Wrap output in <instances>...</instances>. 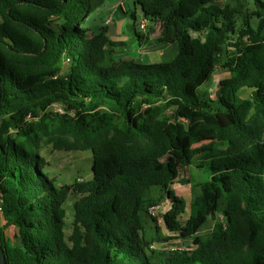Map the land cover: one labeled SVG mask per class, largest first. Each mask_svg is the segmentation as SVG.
<instances>
[{
    "label": "trees",
    "instance_id": "1",
    "mask_svg": "<svg viewBox=\"0 0 264 264\" xmlns=\"http://www.w3.org/2000/svg\"><path fill=\"white\" fill-rule=\"evenodd\" d=\"M106 2L0 0L5 263L264 264V0H133L143 20L160 26L156 37L136 33L139 45L178 47L170 62L149 64L107 62V48L124 44L108 25L94 24ZM132 18L136 23L135 11ZM218 67L229 77L212 98L200 88ZM243 88L252 95L241 97ZM55 103L68 112H49ZM171 106L174 120L162 116ZM208 140L210 146L194 150ZM50 144L91 151L92 177L72 184L51 177L39 151ZM195 159L207 166V180L194 177ZM174 183L191 187L185 223L188 202ZM165 198L172 206L164 220L174 236H163L149 212ZM211 218L212 232L199 235ZM187 238L193 246L166 244Z\"/></svg>",
    "mask_w": 264,
    "mask_h": 264
},
{
    "label": "rangeland",
    "instance_id": "2",
    "mask_svg": "<svg viewBox=\"0 0 264 264\" xmlns=\"http://www.w3.org/2000/svg\"><path fill=\"white\" fill-rule=\"evenodd\" d=\"M118 0H107L104 7H107L110 3ZM125 2V8L128 10L125 14L119 17L117 21V25L112 23H107V19L110 18L108 14L103 15L102 9H98L92 16L94 20V24L97 26L108 25L109 26V34L113 38L114 41L123 43L124 45L121 46H109L107 48L108 52V63H117L121 60H130L136 63H156V62H170L176 55L177 45H171L172 50L175 51L173 56L172 55H163V51H159L156 48L157 46H140L139 45V38L136 35H147V33H152V37H156L160 33V26L158 23H151L147 20L146 29L141 27V22L143 21L142 17V10L138 6L135 8L133 4V0H121ZM219 3L223 2V0H218ZM227 1H224L225 4ZM246 12L251 13L254 9L253 4L249 1V4L245 8ZM135 11L137 15V22L135 23L134 19L132 18V12ZM257 22V18L255 16L252 17V23L255 25ZM158 50V51H157ZM166 54V53H165ZM62 68L64 72H67L70 68V62L66 60L62 61ZM229 76V72L225 71L218 67L213 77L210 79L209 82L205 83L201 86L200 91L207 92L212 98H217L220 94V80ZM239 95L243 98L250 97L252 95V89L243 88L239 91ZM175 106H171L163 112L162 116H166L171 120H174L175 116ZM49 112L54 113L55 115H60L63 113L68 112L66 106L62 103H55L49 108ZM34 120L32 118H28L27 123L33 124ZM212 143L211 140L200 142L194 145L195 151H201L204 147L210 146ZM40 154L49 162L50 165L46 167L49 171L50 176L56 178L57 181L60 183L72 184L75 180L83 181L90 179L92 177V152L87 151H66V150H56L53 146L50 145H43V147L39 150ZM199 159H195V163L191 166V171L194 174V177L197 180L205 181L208 179L207 174V166L200 167L198 163ZM171 187L176 191V193L185 198L188 202L187 211L181 216V220L183 223L187 221L190 215V207L189 203L191 200V187L190 185H183L180 183H174ZM76 199L75 194H70L68 200L65 204L66 208V226L65 231L66 234L69 235L72 231V223L74 219V200ZM159 206V218L158 224L161 227L162 235L163 236H174V234L170 233L167 230V226L164 220V214L166 211L172 206L168 198H165L160 204L155 205ZM1 214V213H0ZM221 217V216H220ZM2 218V214H1ZM146 218L148 221L147 229L149 230V234L151 233L152 229L151 226L154 225L151 218L148 214H146ZM222 218V217H221ZM216 220L209 219V221L200 229L199 235H208L212 232L214 224ZM16 230L13 228L7 229V234L11 237H15ZM175 236H179L178 234ZM170 243H182L183 246H193V239H178L173 240L171 242H167L166 244ZM172 245V244H171Z\"/></svg>",
    "mask_w": 264,
    "mask_h": 264
},
{
    "label": "crops",
    "instance_id": "3",
    "mask_svg": "<svg viewBox=\"0 0 264 264\" xmlns=\"http://www.w3.org/2000/svg\"><path fill=\"white\" fill-rule=\"evenodd\" d=\"M102 8H103L102 9V14L103 15L108 14L109 17L112 16V21L110 23L115 24V25L118 24L116 20L128 11L125 8V2L121 1V0L114 1L113 3H110L107 7L103 6ZM173 44H176V43L160 44V45H154V46L159 47V48H156V49H158L159 51L161 50V53L163 51V53H164L163 55H172L173 56V54L175 52V51L172 50V47H171V45H173ZM177 52H178V47H177L176 55H177ZM227 77H229V76H227ZM0 219H2L1 218V214H0Z\"/></svg>",
    "mask_w": 264,
    "mask_h": 264
},
{
    "label": "built area",
    "instance_id": "4",
    "mask_svg": "<svg viewBox=\"0 0 264 264\" xmlns=\"http://www.w3.org/2000/svg\"><path fill=\"white\" fill-rule=\"evenodd\" d=\"M224 1H227V0H223ZM223 2H221L223 4ZM112 21V16H110V18L108 19L107 23H110ZM146 26H147V22L146 20H143L141 22V27L146 29ZM67 62H69V59H66ZM159 206H151L149 208V212L151 215L155 216L157 219L159 218V213H160V210H159Z\"/></svg>",
    "mask_w": 264,
    "mask_h": 264
},
{
    "label": "water",
    "instance_id": "5",
    "mask_svg": "<svg viewBox=\"0 0 264 264\" xmlns=\"http://www.w3.org/2000/svg\"><path fill=\"white\" fill-rule=\"evenodd\" d=\"M0 264H6L5 263V253L1 245V242H0Z\"/></svg>",
    "mask_w": 264,
    "mask_h": 264
}]
</instances>
